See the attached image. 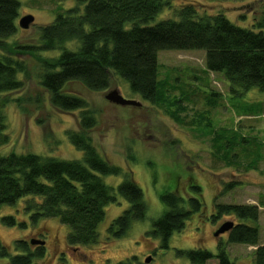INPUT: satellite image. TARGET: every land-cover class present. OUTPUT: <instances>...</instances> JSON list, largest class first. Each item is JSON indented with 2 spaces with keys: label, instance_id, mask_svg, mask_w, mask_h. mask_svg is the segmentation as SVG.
<instances>
[{
  "label": "rangeland",
  "instance_id": "1",
  "mask_svg": "<svg viewBox=\"0 0 264 264\" xmlns=\"http://www.w3.org/2000/svg\"><path fill=\"white\" fill-rule=\"evenodd\" d=\"M20 10L17 19L18 31L8 38L17 46L16 59H21L28 71L20 73L24 81L20 90L0 93V154L10 152L37 153L63 160H77L83 152L76 149L68 137V130L80 128V111H62L53 107L49 93L41 85L40 76L44 71L40 57H56L61 50H36L40 45L41 27L53 22L57 14L75 5L76 0H19ZM162 12L155 16L151 24L165 18H176V10L187 3L193 4L200 13L222 12L234 23L248 28L264 21V0H169ZM35 16L28 29L19 26V19L27 14ZM264 26V25H263ZM264 29V28H263ZM28 46L29 48H20ZM68 48H77L71 41ZM0 52H3L0 50ZM161 64L160 78L167 85L169 98L181 100L187 107L178 111L187 121L193 118L204 124L203 127L180 124L166 108L144 101L139 94L132 92L127 81L119 75L111 74L109 87L104 91H91L78 81L68 83L67 93L86 98L89 109L94 112L97 125L89 135L102 155L112 163L130 172L144 192L147 215L144 220H136L121 239L106 242L107 229L113 219L120 216L130 203L119 192L116 201L105 207V217L99 225L101 240L92 246L70 247L67 234L70 227L60 218H40L34 222L30 211L26 210L29 197L19 199L14 205L0 207V239L11 250V255L19 254L18 240L30 244L32 252L39 245L31 240L45 241L43 253L35 257L33 264H193L177 253V249L203 247L217 253L221 240L226 244L232 264H253L256 246L228 242V233L215 236L219 226L226 221L239 223L232 215L222 216L217 222L210 219L216 212L215 203L255 204L260 207L259 219L244 220L247 224L259 227V244H264V155L256 168L224 165L212 155L211 136L206 131L210 123L215 128H239L245 136L256 137L264 146V91L257 87L242 90L234 88L223 72L208 71L206 50H159ZM118 88L120 93L134 99L138 106H121L107 99L108 91ZM177 113L178 105L167 107ZM184 111V113H182ZM7 139L4 141V136ZM3 141V143H1ZM264 153V148H261ZM104 182L116 188L123 180L121 175H101ZM230 181L234 187L227 188ZM197 182L202 190L204 206L201 211L187 219L182 232L174 233L167 249L161 246L159 238H153L147 231L153 221L162 216L167 206L160 195L167 191H178L187 200L194 196L190 187ZM222 192V193H221ZM13 215L16 224L6 225L2 217ZM108 241V240H107ZM39 246V247H40ZM152 256L150 262H145ZM0 264H10L9 257H0ZM205 264H219L211 258Z\"/></svg>",
  "mask_w": 264,
  "mask_h": 264
},
{
  "label": "trees",
  "instance_id": "2",
  "mask_svg": "<svg viewBox=\"0 0 264 264\" xmlns=\"http://www.w3.org/2000/svg\"><path fill=\"white\" fill-rule=\"evenodd\" d=\"M77 5L57 14L53 22L41 27L40 45L36 50H61L56 57H40L44 69L41 85L48 91L53 107L62 111H80V128L68 130V137L76 149L83 152L77 160H63L37 153L10 152L0 154V207L14 205L27 198L26 210L34 222L40 218L57 217L70 227L67 234L71 247L92 246L101 240L99 225L105 217V207L116 201L119 192L130 203L123 213L113 219L107 229L106 242L123 238L136 220H144L147 203L144 192L130 172L124 171L108 161L97 149L89 131L97 125L89 102L77 94L67 93L64 87L73 81L80 82L91 91H104L109 87L111 74L119 75L128 82L132 92L144 101L166 108L181 124L203 127L193 118L187 121L178 111L187 107L181 100H171L166 84L160 78L161 64L158 51L175 49L206 50L208 71L223 72L234 88L248 90L254 87L264 91V21L255 28L239 26L222 12L200 13L187 3L176 10V18H165L151 24L155 16L170 5L169 0H76ZM19 0H0V93L20 90L24 81L20 73L28 69L21 59H16L17 46L8 38L17 31L20 10ZM74 41L77 48L65 44ZM20 45V48H29ZM178 105L177 113L167 107ZM182 111V113H184ZM206 134L211 136L212 155L224 165L256 168L262 160L264 146L256 137H249L239 128H215L205 123ZM4 136V135H3ZM4 141L7 139L3 137ZM3 143V141L1 142ZM121 175L123 180L115 190L104 182L101 175ZM237 183L230 181L227 188ZM196 193L184 199L178 191H167L160 195L166 204L165 213L153 221L147 231L159 238L161 246L169 247V239L182 232L187 219L201 211L204 206L201 186L192 182ZM117 191V192H116ZM222 193V192H221ZM216 212L210 217L217 222L222 216L232 215L240 219L229 230L228 242L256 246L253 264H264V244H259V227L244 220L259 219L260 207L255 204L215 203ZM7 225L16 224L13 215L3 216ZM108 240V241H107ZM19 254L11 250L0 239V257H9L10 264H33L35 257L42 256V246L32 252L30 244L18 240ZM217 253L203 247L177 253L187 257L193 264H205L216 258L219 264H232L229 251L223 241L217 245ZM116 264H133L125 261Z\"/></svg>",
  "mask_w": 264,
  "mask_h": 264
},
{
  "label": "water",
  "instance_id": "3",
  "mask_svg": "<svg viewBox=\"0 0 264 264\" xmlns=\"http://www.w3.org/2000/svg\"><path fill=\"white\" fill-rule=\"evenodd\" d=\"M34 19H35V16L28 13L27 15H24L19 19V26L24 29H28L30 24L34 22ZM105 97H107L109 101H111L112 103L116 105L119 104L121 106H128V105L138 106L140 104L139 101L137 102L134 99L125 98L120 93V90L118 88L108 91ZM233 226H234L233 220L226 221L219 226L218 230L214 233V235L219 236L220 234L227 233ZM30 242L31 244H35L39 246L44 245L45 243V241L41 239L39 240L32 239ZM150 260H151V256H148L145 262H150Z\"/></svg>",
  "mask_w": 264,
  "mask_h": 264
},
{
  "label": "flooded vegetation",
  "instance_id": "4",
  "mask_svg": "<svg viewBox=\"0 0 264 264\" xmlns=\"http://www.w3.org/2000/svg\"><path fill=\"white\" fill-rule=\"evenodd\" d=\"M224 234V233H223ZM34 239V238H33ZM152 257V256H151Z\"/></svg>",
  "mask_w": 264,
  "mask_h": 264
}]
</instances>
